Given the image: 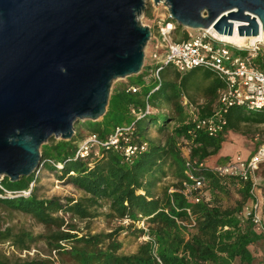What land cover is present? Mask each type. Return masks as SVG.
<instances>
[{"label": "trees", "instance_id": "obj_1", "mask_svg": "<svg viewBox=\"0 0 264 264\" xmlns=\"http://www.w3.org/2000/svg\"><path fill=\"white\" fill-rule=\"evenodd\" d=\"M181 31L182 28L176 26L173 33H180L181 40L187 39L186 32ZM261 68L264 69V66L261 65ZM167 69L170 68H165L159 74L158 88L156 81L151 85L146 84L145 74L148 72L144 69V72L137 75L136 81H130L125 88L112 91L101 122L83 123L90 131V136L103 140L113 128L135 121L138 138L147 142V151L136 157L131 164H126L120 154L103 149L99 150V156L94 159L92 154L87 159H77L76 138L58 142L50 140L41 146V156L46 167L60 173L59 179L66 180L82 191L84 197L78 200L58 197L38 199L33 189L29 195H23L21 192L28 191L31 183H35V174L13 183L8 178L0 181L3 188L0 189L1 206L30 216L51 230L46 237H34L26 232L15 234L11 229L3 228L0 218V243H10L19 250H28L31 244L44 239L52 250L58 255H67L73 264L253 263L250 246L263 240L264 234L249 218L240 216L243 209L253 202L251 182H242L232 176L218 177L210 171H204L207 179L205 190L209 194L215 191L227 195L231 187L239 186L241 200L234 207L220 206L215 201L216 196L207 197L205 190L203 199L198 203L186 199L180 192L186 178L184 158L176 146L177 138L189 142L192 160L204 163L209 157L218 154L224 137L222 134L210 138L201 132L192 136L189 114L179 100L191 91L202 90L204 101L196 106L198 115L209 116L216 106L217 92L222 82L212 71L202 68L183 75L175 73V79L171 81L165 79L167 75L164 77ZM131 86L139 87V91H127ZM162 101L172 103L177 117L160 112L153 114L150 110L139 120L130 116L131 108L145 111L148 106L160 110ZM235 109L244 111L242 108ZM243 116L241 112H234V108L230 109L226 116V129L237 130L240 123L246 121ZM172 122L176 125L171 128ZM150 128L165 136L163 144L160 141H147ZM57 164L62 168L58 170ZM169 174L178 182L162 186L160 183L163 177ZM169 187L174 191L168 192ZM262 189L264 203V187ZM103 205H107L113 217L118 219L144 220L147 231H136L142 236H148L149 241L141 243L134 254L119 255L117 251L121 245L115 240H111L105 249L99 248L102 235L78 238L71 233L74 227L59 216L62 213L70 215L71 219H92ZM72 242L75 245L69 250L62 246ZM0 264L54 263L49 259L9 262L0 258Z\"/></svg>", "mask_w": 264, "mask_h": 264}, {"label": "water", "instance_id": "obj_2", "mask_svg": "<svg viewBox=\"0 0 264 264\" xmlns=\"http://www.w3.org/2000/svg\"><path fill=\"white\" fill-rule=\"evenodd\" d=\"M191 30L256 37L264 0H152ZM147 0H0V181L42 164L40 148L69 141L107 110L114 81L140 74L152 33Z\"/></svg>", "mask_w": 264, "mask_h": 264}, {"label": "built area", "instance_id": "obj_3", "mask_svg": "<svg viewBox=\"0 0 264 264\" xmlns=\"http://www.w3.org/2000/svg\"><path fill=\"white\" fill-rule=\"evenodd\" d=\"M176 26L167 12V16L159 22L158 37H151L149 41L153 47L150 58L154 61L155 68L148 69L147 72L148 76L157 82L156 88L160 86L159 74L165 68H170L180 75L202 68L212 71L222 82V87L217 92L216 106L209 116L200 117L197 105H189L188 122L191 124L192 136L200 132L210 138L222 135L227 126L226 116L232 108H242L247 112H264V69L261 68V65L264 66L263 41L257 40L238 47L219 40L209 30L191 29L182 30L186 32L187 39L173 41L171 34ZM127 91L136 93L139 87L131 86ZM184 104L187 105V102ZM149 110L147 106L145 111L134 108L129 111L132 119L139 120ZM94 149L118 153L126 164H131L136 157L147 151V142L139 140L135 121H131L113 128L103 140L96 136L87 137L78 146L75 158L87 159ZM262 163L264 144L247 158L236 155L224 165L212 168L207 167L205 162L192 160L189 151L184 158L186 180L180 192L186 199L200 202L207 184L204 171H210L218 177L232 176L242 182H251L253 194L257 185L256 173ZM56 168L61 169L62 166L57 164ZM0 189H3L1 185ZM21 193L29 195V190ZM240 216L249 218L264 234L261 204L257 200L246 206Z\"/></svg>", "mask_w": 264, "mask_h": 264}, {"label": "rangeland", "instance_id": "obj_4", "mask_svg": "<svg viewBox=\"0 0 264 264\" xmlns=\"http://www.w3.org/2000/svg\"><path fill=\"white\" fill-rule=\"evenodd\" d=\"M167 16V7L164 6L163 3H159L158 5H154L152 0H147L146 2V9L144 13L139 16V21L150 28L152 33V38L158 37L157 36V29L159 26V22L162 21ZM182 32V31H181ZM158 41V39H156ZM171 40L178 41L181 40V34L173 33L171 34ZM153 50V47L148 43L145 50H144V64L141 72H144V69L148 71V69H154L155 64L154 61L150 58V54ZM140 72V73H141ZM166 76L165 79L167 80H174L175 79V72L171 69H167L164 71ZM145 74V73H144ZM137 75L128 77L126 79H118L113 82L110 95L112 91L116 88H125L129 85L130 81H136ZM145 80L147 85H151L154 82V79L149 77L148 74H145ZM204 101L202 97V90H194L189 92L186 96H182L179 100L181 105L183 106L186 113L189 114L190 106H196L197 104H201ZM187 102V105L184 103ZM240 110V111H239ZM150 111L153 114L157 112L164 113V114H171L175 117L176 114L174 112V107L172 103H168L162 101V105L160 110L150 108ZM234 112H241L245 119L248 120L252 117H261L264 118V112H247L241 109H235ZM102 118L99 119L97 122H101ZM86 121H81L78 125L75 126L74 131L75 134L73 138H76L77 146H79L84 139L90 136V131L85 128L83 123ZM176 123H171V128L175 126ZM242 130H246L245 126L241 127ZM255 129V127H254ZM229 129H225L223 133V137L225 136L226 132ZM250 135H263L264 132L262 130H246ZM77 135V137H76ZM165 136H161L156 132L155 129L150 128L148 130V139L147 141H154L163 144V139ZM54 142L60 141V139L53 138ZM48 143V142H47ZM260 143H264V138ZM241 138L239 135L235 134L234 131L231 129L227 133L226 138L224 137V142L221 144L220 153L211 157L208 162L205 164L212 168L214 166L224 165L228 160L234 158L237 153L241 155L245 153V147L243 145ZM176 146L178 147L182 158H186L187 153L190 151V144L188 141L177 138ZM41 152V150H40ZM243 153V154H242ZM92 159L99 156V150L94 149L92 150ZM225 157V158H224ZM91 159V160H92ZM59 170V169H58ZM59 172V171H58ZM35 174V183H31L29 188V193L33 189V192L37 196L38 199H51L53 197H58L61 199L70 198L73 200H78L81 197H84L82 191L75 188L73 185L69 184L66 180H60L59 175L53 170H50L46 167L44 161L42 160V164L40 168L34 173ZM257 178V185L256 188L261 189L263 188L264 182V164H262L256 174ZM178 181L173 178L170 174L167 177H163L161 181L162 186H170L176 184ZM239 186L235 185V187H231L230 191L227 195L218 194L215 191L211 192V194L207 192V197L213 195L216 196V203L222 207H234L238 201L241 200V197L238 193ZM174 189L169 187L168 192H172ZM256 191V189H255ZM255 191L253 192V201H256V194ZM214 201V198H213ZM262 215L264 216V203L261 204ZM97 216L92 219L87 220H78V219H71L70 215H62L59 213V216L64 217L67 224H70L74 227V231L72 234H75L78 238L81 236H93V235H102L103 240L99 243L98 247L105 249L111 240H115L121 246L117 251L119 255H130L134 254L139 245L143 242L149 241L148 236H142L136 230H143L147 231V225L144 220L141 221H131L128 219H118L113 217L111 212L107 209V205H103L102 208H99L97 211ZM0 218L3 223V228H9L12 230L13 233L19 232H26L31 234L32 236H41L46 237L50 234L51 230L49 228L44 227L43 225L37 223L34 219L30 216L24 215L20 212L13 211L6 209L4 206L0 205ZM264 219V218H263ZM264 222V221H263ZM63 230V228H62ZM111 236V238H108ZM187 236V235H186ZM187 238V237H186ZM75 243H68L62 244L65 246L66 250H69ZM250 251L254 257V261L252 264H264V239L256 242L255 244L250 246ZM0 258H3L9 262H17V261H25V260H32V259H49L53 261L54 264H73V261L67 255H58V253L52 250L44 241L41 239L39 242L33 243L30 245L28 250H19L17 247L10 245V243H0ZM235 264V263H234Z\"/></svg>", "mask_w": 264, "mask_h": 264}, {"label": "crops", "instance_id": "obj_5", "mask_svg": "<svg viewBox=\"0 0 264 264\" xmlns=\"http://www.w3.org/2000/svg\"><path fill=\"white\" fill-rule=\"evenodd\" d=\"M182 30H184V28H182ZM243 117L245 118V116H243ZM254 121L255 122L262 121V122L261 123H255ZM244 126L246 127L245 128L246 130H251V129L255 130L256 129L258 131L262 130L264 132V118H261V117L249 118L245 122L240 123V126L238 127L237 130L232 129L235 134L239 135V137L241 138L242 142L244 143L243 145L245 147V153L244 154L242 153V154H243V156H246L245 158H247V157L251 156L252 154H254L259 149V147L264 144V143H260L263 140L264 136L263 135H259V134H256L255 136L254 135H250L246 130L245 131L242 130L243 128H241V127H244ZM254 127H255V129H254ZM229 131H231V130H229ZM229 131L226 132V134L224 136L225 138H226L227 133ZM220 150H219L218 153H220ZM238 154L239 153H237V155ZM210 158L211 157H209L208 159L205 160L206 163L208 162V160ZM262 185L264 187V182H263ZM255 194H256L257 202L262 204L263 195H262L261 189L256 188ZM263 218H264V216H263Z\"/></svg>", "mask_w": 264, "mask_h": 264}, {"label": "bare ground", "instance_id": "obj_6", "mask_svg": "<svg viewBox=\"0 0 264 264\" xmlns=\"http://www.w3.org/2000/svg\"><path fill=\"white\" fill-rule=\"evenodd\" d=\"M211 34H213L216 38L219 40H222L224 42H227L229 44H232L234 46H244L249 43L256 42L257 40H261L264 42V31H260L259 35L256 37H245V36H239L234 30L233 34L231 36H224V35H218L214 30L208 29Z\"/></svg>", "mask_w": 264, "mask_h": 264}]
</instances>
